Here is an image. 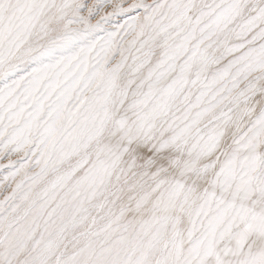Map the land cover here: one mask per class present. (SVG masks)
Segmentation results:
<instances>
[{
  "label": "snow or ice",
  "instance_id": "6c2138e0",
  "mask_svg": "<svg viewBox=\"0 0 264 264\" xmlns=\"http://www.w3.org/2000/svg\"><path fill=\"white\" fill-rule=\"evenodd\" d=\"M0 264H264V0H0Z\"/></svg>",
  "mask_w": 264,
  "mask_h": 264
}]
</instances>
